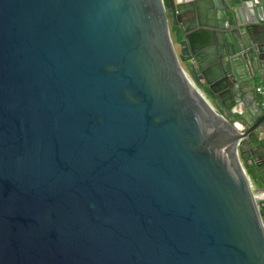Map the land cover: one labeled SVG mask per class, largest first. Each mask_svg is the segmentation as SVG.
Instances as JSON below:
<instances>
[{
	"label": "water",
	"instance_id": "1",
	"mask_svg": "<svg viewBox=\"0 0 264 264\" xmlns=\"http://www.w3.org/2000/svg\"><path fill=\"white\" fill-rule=\"evenodd\" d=\"M254 80L264 0H0V264H264Z\"/></svg>",
	"mask_w": 264,
	"mask_h": 264
},
{
	"label": "flooded vegetation",
	"instance_id": "2",
	"mask_svg": "<svg viewBox=\"0 0 264 264\" xmlns=\"http://www.w3.org/2000/svg\"><path fill=\"white\" fill-rule=\"evenodd\" d=\"M182 19V17H181ZM168 30H169V35L171 40L174 43V26H171L170 23H168ZM256 83H259V85H256ZM204 91L206 90V87L204 86L203 83H201L199 85ZM247 92L249 93V95L254 96L258 99L259 103H260V98L264 97V82L260 81V80H254V81H250L248 83L245 84ZM259 86L260 87V91L256 92L255 88ZM236 90L234 88V86L231 89V92L233 93V97H234V91ZM264 111V104L261 105ZM228 110L231 113H234L237 121L241 122L242 117H245L247 119V115L245 113V107L243 106V104L239 101V102H235L232 103ZM240 124V123H239ZM238 124V125H239ZM240 126V125H239ZM247 126V125H246ZM241 127V126H240ZM262 135H264V132H262ZM260 143H264V139L261 140ZM260 144H257L256 146H254L253 148H251V152L253 154H255V161L257 162V166H251L250 162L247 160V157L243 154V156H239V153L237 152L239 161L245 171V174L247 176L248 182L249 184L252 186V190L253 193L256 194V202H257V206L259 205L258 203L260 201L264 200V169L263 171H261L264 167V159H262L261 156V148L259 147ZM263 175V176H262ZM262 204V203H261Z\"/></svg>",
	"mask_w": 264,
	"mask_h": 264
},
{
	"label": "built area",
	"instance_id": "3",
	"mask_svg": "<svg viewBox=\"0 0 264 264\" xmlns=\"http://www.w3.org/2000/svg\"><path fill=\"white\" fill-rule=\"evenodd\" d=\"M255 91H256V92H259V91H260V87L257 86V87L255 88ZM260 103H261V105L264 104V97H261V99H260ZM249 185H250V184H249ZM250 187H251V192H252L253 198L255 199V198H256V194L253 193V190H252V186H251V185H250ZM255 201H256V199H255Z\"/></svg>",
	"mask_w": 264,
	"mask_h": 264
},
{
	"label": "crops",
	"instance_id": "4",
	"mask_svg": "<svg viewBox=\"0 0 264 264\" xmlns=\"http://www.w3.org/2000/svg\"><path fill=\"white\" fill-rule=\"evenodd\" d=\"M256 85H259V83H256Z\"/></svg>",
	"mask_w": 264,
	"mask_h": 264
}]
</instances>
